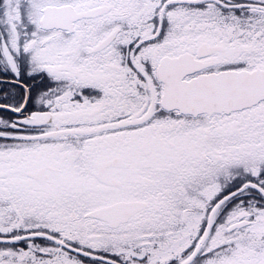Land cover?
I'll use <instances>...</instances> for the list:
<instances>
[{
    "label": "snow or ice",
    "instance_id": "snow-or-ice-1",
    "mask_svg": "<svg viewBox=\"0 0 264 264\" xmlns=\"http://www.w3.org/2000/svg\"><path fill=\"white\" fill-rule=\"evenodd\" d=\"M0 264H264V0H0Z\"/></svg>",
    "mask_w": 264,
    "mask_h": 264
}]
</instances>
